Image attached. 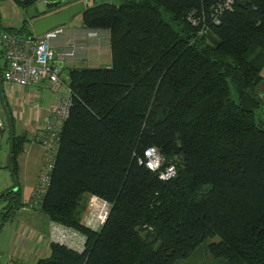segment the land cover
I'll return each instance as SVG.
<instances>
[{
  "label": "trees",
  "instance_id": "obj_1",
  "mask_svg": "<svg viewBox=\"0 0 264 264\" xmlns=\"http://www.w3.org/2000/svg\"><path fill=\"white\" fill-rule=\"evenodd\" d=\"M11 1L35 13L0 29L32 34L37 0ZM214 2L92 0L79 12L82 26L108 30L110 63L68 68L69 113L36 209L75 228L82 247L48 241L33 264H173L208 236L218 264H264V119L255 114L264 0H233L216 24ZM191 8L206 14L203 33L186 19ZM4 99L16 176L29 139ZM147 145L160 167L174 165L171 177L138 162ZM89 193L109 201L96 229L81 221ZM25 204L17 183L0 197V223Z\"/></svg>",
  "mask_w": 264,
  "mask_h": 264
},
{
  "label": "built area",
  "instance_id": "obj_2",
  "mask_svg": "<svg viewBox=\"0 0 264 264\" xmlns=\"http://www.w3.org/2000/svg\"><path fill=\"white\" fill-rule=\"evenodd\" d=\"M88 2V0H87ZM233 0H215L208 7V20L214 24L219 22L223 10L229 9ZM186 19L191 25L197 27V33H203L207 29L206 14L191 8L186 13ZM63 25H57L45 30L39 35H25L15 31L0 29V56L2 61L1 85L4 98L9 103L17 104L10 95L15 87H28L46 81L48 85L59 89L58 97L49 103L46 113L38 118V108H33V119L39 120L35 131L31 132V140L36 141L41 147V156L38 163L37 175L32 185L28 207H38L49 183L50 171L53 165L54 155L58 146L59 131L63 121L67 118L70 105V89L66 81L60 77V65L57 57H74L77 47L81 43L67 41L62 44L60 52H55L51 41L62 32ZM101 32L96 28H86L85 35L98 38ZM29 101L26 98L25 101ZM17 106V105H16ZM10 107V106H9ZM18 109V108H17ZM11 110V108H10ZM15 114V109L12 108ZM5 128V122L0 109V135ZM161 156L154 145H147L142 149V156L138 162H142L148 169L154 170L160 179L171 177L175 168L172 163L160 167ZM109 209V201L97 194L89 193L86 196V211L82 215V222L86 226L96 229L104 221ZM81 234L72 227L65 226L55 221H49L47 240L63 244L69 248L79 250L83 239L79 241ZM4 264H33L21 261L15 256H9Z\"/></svg>",
  "mask_w": 264,
  "mask_h": 264
},
{
  "label": "rangeland",
  "instance_id": "obj_3",
  "mask_svg": "<svg viewBox=\"0 0 264 264\" xmlns=\"http://www.w3.org/2000/svg\"><path fill=\"white\" fill-rule=\"evenodd\" d=\"M10 1L11 0H0V20L2 24L3 22H9L13 25H17L19 18H21L23 15L32 12L35 13L32 7L22 9L20 8V6ZM91 1L92 0H88V3H90ZM76 21V17H74L71 19L70 24ZM96 29H99L101 33L105 31L108 32V30L104 28ZM260 74L262 76V79L259 85L264 88V65L260 69ZM66 75L67 68L63 67L60 70V77L63 79L62 81H66ZM57 92H59V89L51 87L46 81L40 82L39 84L29 85L28 87L21 86L12 89L10 95L13 96L15 101H17V106L12 102L9 103L11 112L12 108L15 109V114L12 113L14 116V130L26 131L28 139L31 140V132L35 131L37 125L39 124V120L36 121L33 119L34 114L32 106H36L38 108V118L40 119L44 114L45 108L50 103V100L54 98ZM26 98H29V101H25ZM260 100L261 105L256 109L255 114L256 116H259V118L264 119V97H261ZM28 102L31 103L32 106H30L31 104H29ZM25 141L22 144L18 155L16 156V180L19 187L20 200L27 203L32 190L31 175L35 167L38 169V163L41 156V147L38 144H33L35 151L30 158L29 163L26 164L25 172L23 175L18 170L20 169V165H22L21 163L23 162V156L25 153L24 151L30 144H32ZM6 146V129H4L0 135V189L10 182L8 171L4 166ZM21 207H23V205ZM24 207H26L27 210L18 209L13 217H7L0 223V264H4L6 262L7 258L13 251V248L19 246V241L23 238V236H25L26 247L28 244H31L32 239L26 238V230L23 223L29 221L31 225L36 226L39 229H45L46 222L44 215L38 211H35L36 208L34 207H28L26 205ZM85 211L86 200L82 215ZM28 217H30V219H28ZM216 238V236L205 237L186 256L175 259L173 264H218L222 260V258L212 256L207 249V243ZM81 247L82 244L80 245V248Z\"/></svg>",
  "mask_w": 264,
  "mask_h": 264
},
{
  "label": "crops",
  "instance_id": "obj_4",
  "mask_svg": "<svg viewBox=\"0 0 264 264\" xmlns=\"http://www.w3.org/2000/svg\"><path fill=\"white\" fill-rule=\"evenodd\" d=\"M7 1H9V0H7ZM10 2H12V1H10ZM22 17L19 18L18 23L20 22ZM74 17H76L77 21L70 24L71 19ZM72 18L69 20V22L67 24L63 25L62 32L56 38H54L51 41V44H52L55 52H57V53L61 51L62 44L64 42H67V41H73L74 43H81V44H83V46L76 48L74 57H69V58L57 57L56 58V61L60 65V70L63 67H66L68 70V68L74 67V66H95V65L106 66V65H108L110 63L108 32L105 31V32L101 33L98 38L87 37L85 35L86 27L82 26V24L80 22L79 14L74 15ZM30 20L31 19L27 20L28 24H29ZM3 24L4 25H13L9 22H7V23L3 22ZM258 91H259V94H261L264 97V88L261 85L258 86ZM58 95H59V92H57L55 94L54 98L51 99L50 102L54 101L58 97ZM46 108L44 110V114L46 113ZM25 142L32 143V144H30L27 147V149L24 151L25 153L23 156V162L21 163L22 165H20V169L18 170L23 175L25 172V166H26V164L29 163L30 158L32 157V155L35 151L33 144H38L33 140H27ZM36 175H37V168L35 167L32 175H31V184L32 185H33V182L36 178ZM25 205H23V207H21L19 209H21V210L26 209L27 210V208L24 207ZM35 211H38V210L36 209ZM29 216H31V215H29ZM44 218H45V222H46L44 230L39 229L36 226L31 225L29 221L26 223H23L24 228L26 230V238L32 239V242H31V244H28L26 247L25 236H23V238L19 241V246L13 248V251L11 252L10 256L13 255V256L19 258L21 261L33 263V261L35 260L36 257L47 254V251H48L47 230L49 227V221H51V220L47 219L45 216H44ZM28 219H30V217H28ZM81 238L83 239L82 235L80 236V238L78 240L80 241Z\"/></svg>",
  "mask_w": 264,
  "mask_h": 264
},
{
  "label": "water",
  "instance_id": "obj_5",
  "mask_svg": "<svg viewBox=\"0 0 264 264\" xmlns=\"http://www.w3.org/2000/svg\"><path fill=\"white\" fill-rule=\"evenodd\" d=\"M62 2H68V3L57 9L47 11L48 9L56 7ZM34 5L36 11L41 12V14L32 17L29 22V25L33 34L39 35L51 27L67 24L74 15L79 14V12L85 7V5H87V0H37ZM257 95L259 98L263 97L261 94H259L258 88H257ZM0 109L5 122L6 139H7L4 163L10 178V182L0 189V197H1L2 194L9 191H13L17 188L16 176L11 167V151H12V138H13L11 115L9 113V110L7 108L4 99L1 81H0Z\"/></svg>",
  "mask_w": 264,
  "mask_h": 264
},
{
  "label": "flooded vegetation",
  "instance_id": "obj_6",
  "mask_svg": "<svg viewBox=\"0 0 264 264\" xmlns=\"http://www.w3.org/2000/svg\"><path fill=\"white\" fill-rule=\"evenodd\" d=\"M66 3H68V2H62V3H60L59 5H57L56 7L50 8V9H48L47 11L57 9V8H59V7L63 6V5H65Z\"/></svg>",
  "mask_w": 264,
  "mask_h": 264
}]
</instances>
